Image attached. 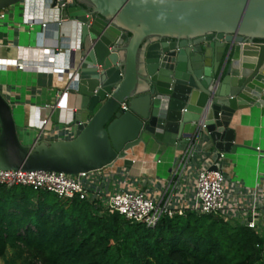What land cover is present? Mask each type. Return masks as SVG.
I'll return each mask as SVG.
<instances>
[{
    "label": "water",
    "instance_id": "obj_1",
    "mask_svg": "<svg viewBox=\"0 0 264 264\" xmlns=\"http://www.w3.org/2000/svg\"><path fill=\"white\" fill-rule=\"evenodd\" d=\"M23 1L5 0L0 8ZM52 6L76 24L79 56L67 70L69 85L93 116L76 122L74 139L26 145L0 90L1 169L78 175L114 168L153 140L185 145L202 121L206 155L220 157L237 150L231 125L240 111L264 117V0H53Z\"/></svg>",
    "mask_w": 264,
    "mask_h": 264
},
{
    "label": "crops",
    "instance_id": "obj_2",
    "mask_svg": "<svg viewBox=\"0 0 264 264\" xmlns=\"http://www.w3.org/2000/svg\"><path fill=\"white\" fill-rule=\"evenodd\" d=\"M0 12H7L0 59H23L30 64L25 70L0 65V90L13 106L22 142L26 145L37 143L43 120L49 116L48 104L59 107L44 129L42 141L75 138L76 122H88L93 116L87 109L88 100L72 93L69 85L73 71L68 73L67 70L72 69V61L80 47L76 24L64 13L65 23L60 28L56 21L61 14L48 0H25L0 8ZM44 23L49 25L44 27ZM47 49H55V54ZM51 66L67 69L60 73ZM231 126L237 132V150L225 152V174L231 186L251 191L264 176V157L261 156L264 153V117L245 109L234 117ZM184 147V144L172 146L153 140L147 146L130 150L114 168L105 169L112 178L111 187L117 188L125 173L133 180L132 187L136 183L137 188L149 190V195L159 201L171 199L177 207L186 205L198 170L208 164L206 154L211 147L203 141L200 143L192 166L175 186L173 173Z\"/></svg>",
    "mask_w": 264,
    "mask_h": 264
},
{
    "label": "trees",
    "instance_id": "obj_3",
    "mask_svg": "<svg viewBox=\"0 0 264 264\" xmlns=\"http://www.w3.org/2000/svg\"><path fill=\"white\" fill-rule=\"evenodd\" d=\"M260 241L211 215L165 216L150 228L96 200L0 186V264L9 248L24 250L27 264H264Z\"/></svg>",
    "mask_w": 264,
    "mask_h": 264
},
{
    "label": "built area",
    "instance_id": "obj_4",
    "mask_svg": "<svg viewBox=\"0 0 264 264\" xmlns=\"http://www.w3.org/2000/svg\"><path fill=\"white\" fill-rule=\"evenodd\" d=\"M53 3V0H48ZM71 2L72 0H68ZM61 14L56 21L60 28L65 20L62 17V8L55 7ZM7 18V12H0V48L3 43V24ZM67 21V20H66ZM49 23H44L47 27ZM51 54H55V49H47ZM0 65L12 67L19 70L27 69L30 64L23 59L4 60L0 59ZM34 67L42 69L41 65ZM52 70L64 73L67 67H50ZM70 88V87H69ZM49 116H47L41 126V134L37 143L42 141V133L49 124L58 104H48ZM123 109H128L126 103ZM206 124L202 121L197 132L188 138L181 156L178 159L173 173L172 182L177 186L188 168L195 160L199 145L202 142V131ZM74 139V138H72ZM71 140V139H63ZM261 151V148H258ZM264 157V153L261 154ZM226 153L221 156L215 153L209 158L208 164L198 170L195 179V187L186 205L177 207L171 199L166 202L149 195V190L137 188L135 184L131 186L133 180L123 173V180L117 188L111 187V176L105 169L96 172H82L78 175H70L57 171H22L5 170L0 168V186L9 187L15 185L32 186L37 190H46L56 193L63 199L80 198L81 200L92 199L100 202L102 209L110 212H117L133 223L145 224L147 227L155 228L165 216H183L187 212L198 215H211L222 219L225 222L242 224L253 229L261 236L258 247H261L262 261L264 262V176L257 186L247 191L242 187L231 186L224 170ZM216 166L217 169H212Z\"/></svg>",
    "mask_w": 264,
    "mask_h": 264
},
{
    "label": "rangeland",
    "instance_id": "obj_5",
    "mask_svg": "<svg viewBox=\"0 0 264 264\" xmlns=\"http://www.w3.org/2000/svg\"><path fill=\"white\" fill-rule=\"evenodd\" d=\"M230 225L236 223L227 222ZM27 253L22 249H12L9 248L5 258L2 259V264H27Z\"/></svg>",
    "mask_w": 264,
    "mask_h": 264
}]
</instances>
